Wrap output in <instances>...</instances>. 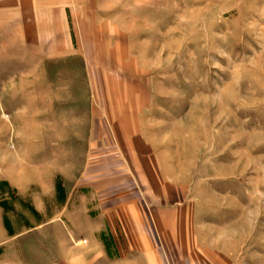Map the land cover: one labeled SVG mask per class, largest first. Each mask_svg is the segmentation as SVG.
Returning <instances> with one entry per match:
<instances>
[{
	"label": "rangeland",
	"instance_id": "374dc122",
	"mask_svg": "<svg viewBox=\"0 0 264 264\" xmlns=\"http://www.w3.org/2000/svg\"><path fill=\"white\" fill-rule=\"evenodd\" d=\"M0 153L34 264H264V0H0Z\"/></svg>",
	"mask_w": 264,
	"mask_h": 264
},
{
	"label": "crops",
	"instance_id": "0c3cea01",
	"mask_svg": "<svg viewBox=\"0 0 264 264\" xmlns=\"http://www.w3.org/2000/svg\"><path fill=\"white\" fill-rule=\"evenodd\" d=\"M56 12L59 17L63 16L65 18L66 13L64 11L59 9L56 10ZM24 40L26 41V43L28 42V39L25 38ZM59 47H61V44L59 45ZM1 153H0V182L1 184L2 182H5L11 188V190L15 188L18 189L16 187L18 185L17 184L18 179H16V175L13 178L12 172L11 174H9L11 170L7 172L4 169L8 165V160H7L8 156L7 155L2 156ZM5 176L7 178L4 179ZM12 181L16 183H13ZM25 194L26 195L30 194V191L29 190L25 191ZM4 214L5 213L2 204H0V264H34L33 261L29 260L28 257L26 256L29 254L30 251L28 249H23L24 250L23 251L18 248L20 236L26 237L27 234L33 231L34 229L25 228L26 230H23L20 233V231H18L16 227H14V225L17 224V221H13L12 219H10L9 221V218L6 217V215ZM62 254L65 253L62 252Z\"/></svg>",
	"mask_w": 264,
	"mask_h": 264
}]
</instances>
